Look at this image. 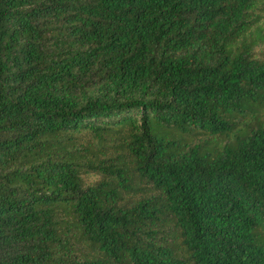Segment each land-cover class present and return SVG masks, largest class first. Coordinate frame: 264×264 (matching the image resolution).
<instances>
[{
    "label": "trees",
    "instance_id": "obj_1",
    "mask_svg": "<svg viewBox=\"0 0 264 264\" xmlns=\"http://www.w3.org/2000/svg\"><path fill=\"white\" fill-rule=\"evenodd\" d=\"M0 264H264V0H0Z\"/></svg>",
    "mask_w": 264,
    "mask_h": 264
},
{
    "label": "rangeland",
    "instance_id": "obj_2",
    "mask_svg": "<svg viewBox=\"0 0 264 264\" xmlns=\"http://www.w3.org/2000/svg\"><path fill=\"white\" fill-rule=\"evenodd\" d=\"M95 176L94 175H89L87 178L88 179H93Z\"/></svg>",
    "mask_w": 264,
    "mask_h": 264
}]
</instances>
